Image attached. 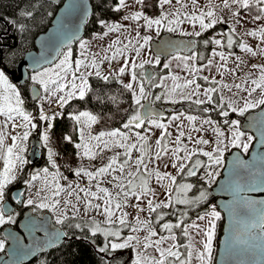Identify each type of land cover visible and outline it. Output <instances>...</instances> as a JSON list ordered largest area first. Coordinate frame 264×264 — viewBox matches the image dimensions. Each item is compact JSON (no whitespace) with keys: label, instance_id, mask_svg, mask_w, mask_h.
Masks as SVG:
<instances>
[{"label":"snow or ice","instance_id":"6c2138e0","mask_svg":"<svg viewBox=\"0 0 264 264\" xmlns=\"http://www.w3.org/2000/svg\"><path fill=\"white\" fill-rule=\"evenodd\" d=\"M137 3H142V0H136ZM159 5H171L172 0H158ZM179 7L174 13H167L161 11L160 15L156 18H149L143 11H135L130 15H125L124 20L139 21L141 18L144 20V27L151 29L153 26L157 28V35H159V28L166 27L168 32L180 31L183 35H190L199 37L208 29L213 28L217 23H224V18L217 15L216 9L219 5L214 3V0H208L205 8H201L198 4V0H191L193 11L191 13L183 12L185 7L181 0H177ZM125 5V0H118V5L113 8V11H120ZM235 6V10L231 12L233 18H235V24H241L244 17L240 16V10H250L252 8L257 9V14L252 16V21H260L264 19V0H223L224 8H231ZM81 5L73 3L70 8L77 9ZM31 16V12L25 13ZM182 17V18H181ZM207 20V22H206ZM189 22L193 25V31L187 32L181 28V25L185 22ZM98 23L107 29L103 35L107 36L109 32L119 31L123 28L118 22H107L105 20H99ZM198 23L199 31L195 30V25ZM235 24L232 25L230 31L227 34V46L233 47V38L235 33ZM139 27V25H138ZM23 26H21V29ZM127 31V29H125ZM248 36L260 37L261 42L264 43V26H260L255 30H251L245 33ZM127 39V38H126ZM152 40L150 35H140L137 30L136 36L127 39V43L122 42L119 38L113 40L105 49L104 55L99 58V54H91L88 50V42L81 39L79 41V47L81 49L80 58L72 60V50L69 47L67 51L61 53L62 58L58 57L59 62L54 63L51 68H43L42 70L35 71L31 76V80L38 84L40 88L44 90V97L42 99H48L50 97H56V104L60 108H63L73 98H79L83 100L86 94L90 90L89 77L95 76L102 79L104 82H108L112 77L110 71L108 75H103L101 70V64L104 61L109 63L117 58H122L123 63L118 68L116 75L123 76L125 74L130 75V81L123 84L124 89L128 90L132 94L133 103L136 107L133 110V114L129 116L126 123H123V129L128 131H121V129H113L110 131H101L97 135L88 133L87 139H85V128H90L92 123H95L98 117L88 111H80L78 114H70L71 118L80 125V138L81 143L76 144V148L83 149V157L95 159L99 153L104 150L111 151L112 148L123 149V153H116L111 156L103 166L97 168L95 171H90L82 167H78L74 170V174L79 176L83 174L88 178L89 185L87 187H80L78 184L73 186L68 184L66 187L62 186L59 179H67L66 177H60L59 167L56 165L53 156L54 150L48 147L50 141V130L54 127L51 122L55 116H59L60 113H54L53 116H49L41 106L39 112V119L47 123V128L40 134V139L44 142L43 146L48 151V163L52 168L57 169L54 173H49V168L44 167L36 170L30 174L29 179L24 183L29 187H36L35 182L38 180L43 181L41 187L36 188L35 199L32 196L23 203L27 205H35L33 209L44 208L51 209L56 214V223L64 224L69 219L79 220L71 225L76 229L88 227L91 235L95 237L97 234L103 235L105 243L102 247H98V251L101 253H112L131 248L134 253V257L131 264H193V260L196 264H212V252H213V240L215 236L216 221L221 218V213L216 210V206L212 205L202 214H197L196 220L191 223H162L160 227L168 232L167 236L159 235L156 229L153 227L149 219H141L137 214L136 217L130 222L128 219L129 214L124 211L126 206L134 207L137 212L145 211L141 208L140 203L146 197L147 199V211L151 216L152 213H157L156 219H161L159 210L163 208L173 207L176 204L185 205L188 207H194L199 205L203 201H206L209 193L201 189L199 195L190 197L189 191L193 189L194 185L191 183L181 182L177 183V175H181L185 172L189 177L196 176V169L200 167L205 168V176L208 183H212L215 180L216 175H219L218 169L222 166L223 154L226 148L236 146L241 148L244 152H248L249 145L253 141L251 135L246 136L245 132L241 131V122L238 119L224 120V124L228 126L230 135L226 136L225 132L221 129L219 124L211 120V118L201 120V126L196 128L193 126L189 130L187 139L193 142V147L189 149L182 141L185 137L183 130V121L180 125H177L178 134L174 141L166 140L171 135L167 131V125L160 122L157 118V114L152 106V103L142 104V100H149L150 93L146 90L144 80H138V75L143 78L145 76L142 71L147 64H160L161 53L169 49L177 48L175 42L171 40H165L156 50V54L142 58L137 62V58L142 56V50H144L149 42ZM71 43V40L68 41ZM189 44L194 41H189ZM204 45L214 44L220 46L222 44L221 39L210 37L203 41ZM239 48L246 53H250L252 56L262 55L264 56V47L257 46V50L254 51L252 47L244 42L239 43ZM111 51V55L108 53ZM132 51L134 56H128L127 53ZM231 54V53H230ZM196 53L192 55H177L172 59L179 61L176 67L186 70L191 78L185 77L183 83H178L180 77L169 73L170 79L173 81L171 87L167 89L161 95H156L154 101H159L162 98L171 99L172 103H176L177 99L172 97H178L180 100H193L197 105H202L213 102V93L221 92L219 98L220 111L219 115L227 118L229 111L232 113H239L241 116L245 114L249 109H254L264 105V65L253 64V69L259 70V76L252 79L251 73L248 74L247 80H250L248 86L242 84H234L231 87H235L238 90L247 93V96L241 97L242 102H237L234 99H225L223 95V89L227 88L231 91V87L227 84H222L221 87H208L203 90L205 99H201V85L196 83V78L201 70L192 61L197 59ZM213 55H218L221 60L226 61L223 51L217 52L213 49ZM239 59V57L237 58ZM212 64V60L208 61V65L201 67H207ZM224 65H218L217 70ZM163 67L169 69L171 62L164 63ZM141 69L138 74L136 69ZM234 72V70H232ZM223 75V73H221ZM150 86L162 87L165 86V78L159 77L161 83L156 85L151 83V76L148 77ZM205 81L209 78L203 77ZM246 80V83H247ZM137 82V83H134ZM213 83L218 84L213 78ZM70 85V87H69ZM259 90V96L253 98V93ZM63 93V94H61ZM235 95V94H234ZM41 98V97H38ZM51 103V100H49ZM24 101L21 97L20 91L17 86L9 82L8 76L5 71L0 69V161H2V168H0V202L5 200L6 190L9 185L17 180L18 175L23 171L24 166L29 162L25 156L26 147L25 142L30 136V129H35L37 125L33 123V117L31 113L25 110L23 107ZM226 104L227 110L224 105ZM210 108H203V112H210ZM183 113L174 114L171 117L172 121L181 120ZM197 117L193 115H187L186 120L193 122ZM19 121V122H18ZM149 125L150 127L144 128V133L152 131V127L161 129L160 138L156 139V151L154 156L151 154L150 145L148 144V135L141 134L137 131L134 133L135 141L131 139L132 126L140 129L143 125ZM204 125H208L212 132L215 134L214 142L204 139L203 136H199L193 140L191 135L192 131L202 132L206 131ZM9 126L12 129L23 128L21 133L11 134L8 131ZM11 140V144L7 143V140ZM64 139L71 141V137L65 136ZM92 141H96L95 145ZM227 141V144L225 143ZM174 143L175 147L171 149L172 167L177 169V175H172L170 172H161L159 167H150L155 164L162 155L167 154L168 144ZM214 143L211 151H206L201 145H209ZM261 143L264 144V131H261ZM133 150L139 153L136 159H132ZM184 155L181 156L180 153ZM197 154H202L207 157V163L204 164L198 158H195ZM81 153L78 152L77 156ZM123 156L122 161H118V157ZM148 157V159H146ZM195 158V162L186 168V163ZM241 166V171L237 173H231L236 177L234 181L230 182L236 184V191H264V166L260 168L257 165L250 164L248 161L238 160ZM167 168V165H165ZM134 168V170H133ZM118 173V174H116ZM155 176L156 181L165 189V200H156L157 193L149 187V180L152 176ZM51 176V179H49ZM111 176V180L107 177ZM95 181V191L92 190L93 182ZM167 181V183H165ZM102 183H109L112 185L115 192L109 190L108 187L101 186ZM83 193V196L81 195ZM63 194V195H62ZM74 198V199H73ZM129 198H134L137 203L129 204ZM95 201H101L97 203ZM81 205L83 206L84 215L87 216L90 212H95L97 215H103V222L97 221L94 217H89L87 221H84L80 216ZM231 216L237 219L239 223L243 224V231L238 232L233 237V242L230 245L234 255H247V254H259L264 257V199L255 200L247 196H240L238 199L234 198L232 206L229 208ZM187 215V211L183 210L180 213V220H183ZM14 217L11 214L6 216L3 204H0V225L6 222H12ZM200 222H205L203 226ZM102 225H107L104 227ZM117 225L119 227H117ZM129 228L130 233H138L144 230L147 234L144 237L139 235L129 234L126 237H121V229ZM174 229H181L180 235H182L187 243L183 245L177 243V235L173 231ZM259 229V231H254ZM60 234L57 233L58 237ZM67 235L66 233L64 234ZM200 236V240H196L195 237ZM114 238L110 240L109 238ZM156 237V239H153ZM120 240L121 242H115ZM167 247L164 245L168 242ZM197 244L200 247H197ZM243 246V247H240ZM4 248V241L0 240V250ZM153 249L156 255L148 252V249ZM111 264V261L108 262ZM123 264V262H119Z\"/></svg>","mask_w":264,"mask_h":264},{"label":"trees","instance_id":"16d2710c","mask_svg":"<svg viewBox=\"0 0 264 264\" xmlns=\"http://www.w3.org/2000/svg\"><path fill=\"white\" fill-rule=\"evenodd\" d=\"M62 1L63 0H60L58 3H53L47 0H0V60L3 66L8 69L14 68L15 64L23 56V54L34 48V40L36 36L40 32L46 30L50 25L51 20L57 9L60 7ZM117 5L118 0H92V14L86 22L85 34L81 39H89L93 37L94 34H101L105 32L106 28L98 23L99 20H105L107 22L118 21L121 17V10L113 11V8ZM140 8L142 9L141 11H143L149 18L158 17L162 10L158 0H142ZM245 11H248L252 15H254V13L257 14L256 8ZM26 12H31L32 15L28 16L25 14ZM21 26H23L22 29ZM213 31L214 28H211L203 32L201 36L195 37V41L197 43L195 53L198 54L196 63L198 65L205 64L209 58L213 44L204 45L203 41L209 39ZM79 41L65 47L62 52L70 47L72 50V59H76L78 55L77 46ZM237 44L238 42L234 38L233 47L228 50L234 52V48ZM153 70L154 77L151 79V83L156 85H158L159 77L169 73V69H165L160 65L153 66ZM136 71L138 74L140 73L139 70ZM138 78L144 80V78H141L139 75ZM196 81L205 88L218 86V84H214L213 81H205L202 76H197ZM31 83L32 82L29 81V84ZM144 84L153 101L156 95L164 93V89L162 87L150 86V81L148 83H145L144 81ZM89 85L90 90L83 100L73 98L63 108L59 107L55 113L59 112L60 115L55 116L51 121L54 124V127L50 130L52 149L55 153L53 158L60 162L61 172L70 178L74 177V167L79 162V156H77L78 148H76L75 145L80 143L79 125L71 118L70 114H78L80 111H88L96 115L98 119L95 123L91 124L90 128L93 134L117 128L121 129V131H127V129H123L122 125L127 122L129 116L133 114V110L136 107L133 103L131 92L124 89L123 83H121L115 76H112L108 82H104L102 79L93 75L89 77ZM19 91L24 101L23 107L26 111L35 116L33 118L35 124L37 125L35 132L40 135V133L45 131L47 123L39 119L36 101L31 99L28 94L27 86L24 85L22 88H19ZM212 95V103L206 102L205 104L197 105L194 103V100H182L172 105L175 108V112L180 111L188 115L208 116L222 122V124L225 125L223 119H227L228 117L225 118L219 115V92L217 91ZM161 103V100L154 102V104L158 106H161ZM205 107L210 108L211 111L208 113L203 112V108ZM172 112L173 111H168L167 117H169ZM247 112H245V114ZM245 114L243 115V118ZM51 116H53V114ZM238 117L242 119L241 115H238ZM165 119L166 117L162 118V120ZM132 129L140 130L135 128V125L132 126ZM65 136L71 137V141L64 139ZM41 150L40 160L34 166L40 168L48 167L49 170H53L54 168H52L48 163L47 150L44 147ZM199 156L204 164H206L207 158L202 154H199ZM121 158L124 157L121 155ZM199 170L200 169H197L196 176L189 177L185 174V172L177 176V183L186 181L194 185L193 189H191L188 193L192 196L193 193H197L196 196L199 195V191L201 189H204L209 193L210 185L199 177ZM27 171L28 163L25 165L20 179L14 181L8 186L5 199L9 198L10 189L15 183L19 182L23 184ZM211 201L212 199L210 195H208L206 201H203L194 207L176 204L173 207L163 208L159 210L161 219L157 220V213H152L150 221L156 229H161L160 225L162 222H179L183 225L184 223L190 222L197 216V214H202L208 210V205ZM33 208H35V205ZM183 210L187 211V215L183 220H180V213ZM35 211H38V208H36ZM13 217L14 220L11 224L14 228H17L18 224L16 217ZM82 219L87 221L89 218L82 217ZM95 219L100 221L98 218ZM77 222L81 221L69 219L64 224H60L67 234L65 241L43 254L38 255L33 261L27 264H108L109 261H111V264H119L121 261L123 264H131L134 257V253L131 248L116 251L111 255L108 253H101L97 249L98 247H102L105 243L103 235L97 234L93 237L88 227H83L81 229L71 227L72 224ZM102 226L107 227V225ZM117 227L119 226L117 225ZM222 227L223 219L221 216L216 225V240H218V237L221 234ZM127 229L128 228L121 229V237H125V231ZM173 231L177 235V243L181 245L187 243L186 239L180 235L181 229H174ZM165 232L168 233L166 230ZM1 239H3V237L0 231V240ZM109 239L112 240L114 238L110 237Z\"/></svg>","mask_w":264,"mask_h":264},{"label":"rangeland","instance_id":"374dc122","mask_svg":"<svg viewBox=\"0 0 264 264\" xmlns=\"http://www.w3.org/2000/svg\"><path fill=\"white\" fill-rule=\"evenodd\" d=\"M181 3H183L185 5V7L182 9V13L183 12L191 13L193 11L191 0H181ZM207 3H208V0H198V4H199V6L201 8H205ZM214 3L216 5H219V7L216 9L217 15L222 16L224 18L225 22L224 23H217V24H215L213 26L214 31L211 34V37H214L216 39H221L222 40V44L220 46H217V45L213 44V48H212L211 53L209 55V58H208V60H207V62L205 64L198 65L196 63V60L192 61L191 63H194L197 67L201 68L198 76H202V77L207 76L209 78L208 80L213 81V78H214L216 82H219L217 88L221 87L222 84H227L230 87L232 85H234V84H242V85L248 86V84H250V80H247L249 73H251V78L252 79H254V78L259 76V70L258 69H253L252 65L253 64L264 65V56L259 55V54L256 55V56H252L250 53H246L243 50H241L238 45H239L240 42H244V43L248 44L250 47H252L254 51L257 50V46L258 45L260 47H264V43L261 42V38L260 37H252V36H248V35L245 34L248 31L255 30V29H257L260 26H264V19H262L260 21H252V16L256 15V13H254V15H252L248 11H245V10L241 11L240 10V16L244 17V19L242 20L241 24H235V18H233L232 15H231V12L235 10V6H232L231 8H224L223 7V0H214ZM125 5L126 6H124V7H122L120 9L121 10V17L118 19V21H116V22L120 23L121 25H123V28H121L119 31L109 32L107 36H105V35H103V33H101V34H94L93 37H91L89 39H83V40L88 42L89 53H91V54H99L98 57H97L98 60H99L100 57H102L104 55L103 49H105L113 40H115L117 38H119L122 42L127 43V39H131V38L135 37L136 36V32L138 30L140 32L141 36L150 35L152 37V40H153V39L157 38L161 33L167 31L166 27H161L158 30L159 31V35H157V28L155 26H153V28H151V29H148V28L144 27L143 18H141L139 21L122 19L125 15H130L132 12L141 11L142 10L140 8V3H137L136 0H125ZM178 7H179V5L177 4V0H172V4L171 5H163V6H161V8H162L161 11L167 12V13H174ZM206 22H207V20H206ZM109 23H111V22H109ZM233 24H235V33H236L234 35V38L237 40L238 44L234 48L235 51L231 52L229 50L232 49V48H228V46H227V34L230 31V28L232 27ZM138 25H139V27H138ZM217 26H220V28L216 29ZM181 28L184 29L187 32H192L193 31V25L190 24L187 21H185L181 25ZM125 29H127V31H125ZM195 30L196 31L200 30L198 23L195 25ZM106 31H107V29L105 30V32ZM171 33H173L175 35H183V34H181L180 31L171 32ZM234 38H233V41H234ZM151 41L149 42V45L144 50H142V56L137 58V62H139V60L142 59V58H148V57L154 55L152 50H151V47H150ZM225 46H226V48H225ZM213 49H216L217 52L223 51L225 56H227V60L223 61V60H221V58L218 55H213ZM65 51H67V50H65ZM77 51H78L77 58H80L81 49L79 47V44L77 46ZM193 53H195V52H193ZM192 54H189V56L192 55ZM108 55L109 56L111 55V51H109ZM127 55L131 57V56H134L135 53L132 52V51H129L127 53ZM175 55H177V53L169 56L165 60L161 59V63L160 64H154V63L147 64V65L144 66L142 71H144V69L146 67H148V66H151L153 68V66L160 65V66L163 67L164 63H167V62L170 61L171 62V67L169 68V73L171 72L172 74L179 76L181 79H180V81H178V83H183V80H184L185 77L191 78V76L186 70H182L181 68H177L176 67V65H177V63H179V61H177L175 59H172V57L175 56ZM179 55L183 56L184 54H179ZM238 57H239V59H237ZM60 58H62V56H60ZM72 60L74 61L75 59H72ZM209 60H212V64L210 66L201 67V66H204V65H208V61ZM58 62H59V60H57L55 63H58ZM122 63H123L122 58L114 59L110 63L108 61H104L101 64L102 74L103 75H108L109 72L111 71L112 72V76L117 77L121 83H123V84L128 83L130 81V75L129 74H125L123 76H117L116 75V72H117L118 68L122 65ZM218 65H224V66L221 67L219 69V71H218L217 70V66ZM52 66H53V64L52 65H48V66H46L44 68H51ZM42 69L43 68H41L40 70H42ZM136 70H139L141 72V69H139V68L136 69ZM232 70H234V72ZM34 73H35V71L30 73V80H31V76ZM169 73L161 76V77L165 78V86H162V88L164 89V92H166L167 89L169 87H171L172 84H173V81L169 77ZM221 73H223V75H221ZM139 80L140 79L138 78L137 82H139ZM246 80H247V83H246ZM9 82L13 84V82L10 79H9ZM31 82H32V84H36L32 80H31ZM137 82H134V83H137ZM160 83H161V81L159 79L158 85ZM196 83H197V81H196ZM36 85L40 88V86L38 84H36ZM69 87H70V85H69ZM17 89H18V87H17ZM204 89H205V87L201 86V89H200V92H201V97L200 98L201 99H205V97L203 95V90ZM61 94H63V93H61ZM219 95H221V92H219ZM223 95H224L226 100L228 98H231V99L236 100L237 102H242L241 101V97L247 96V93L244 92V91L238 90L235 87H231V91H229L227 88H224L223 89ZM258 96H259V90H257L256 93H253V98H257ZM39 97H41V98H37V100H35L36 104H37L38 116H39V112H40L41 106L43 107L44 111L49 116L54 114L56 112V110L59 108V105L56 104V97H50L48 99H42V97H44V90L42 88H40ZM172 99H177V102L182 101L178 97H172ZM49 100H51V103H49ZM193 100H195V97H193ZM147 101H150L151 103L153 102L152 98L150 97L149 100H142L141 103L143 104V103H145ZM161 101H162V103L174 104V103L171 102V99H169L167 97L162 98ZM225 110H227L226 104H225ZM249 110H252V109H249ZM179 113H183V112H180V111H176L175 112L174 111V112H172L169 115V117H166L165 120H161V119H159V120H160V122H162V123H164V124H166L168 126L167 127V131L169 133H171V135L166 138V140H168V141H174L175 140V137L178 134V130H177L176 126L180 125L181 121H183V130L185 132V137L182 138V141H183V143L185 145H187V147L189 149H191L193 147V142L189 141L187 139V136L189 134V130L193 126H195L196 128H199L201 126V120L208 119V118H211V117L193 115V116L197 117V119L195 121H193V122H189V121L186 120V116L188 114H184L183 113V116L181 117V120L172 121L171 117L174 114H179ZM31 115H32L33 118L35 117L33 114H31ZM238 115H240V114L239 113H232V112L229 111V115H228L227 119L229 121H231L232 119H238L240 121L241 119L238 117ZM2 119H3V117H0V120H2ZM211 120L214 121L215 123L219 124L221 129L225 132L226 136L230 135L227 125H223V124L217 122L216 120H214L213 118H211ZM224 120L225 119H223V122H224ZM33 123H35L34 120H33ZM148 127H150V126L145 124V125L142 126V128H140V130L132 129V134H130V135H131V139L133 141H135L134 133L137 132V131L141 132V134L148 135V137H149L148 144L150 145L151 154H152V156H154L156 148H157L156 143H155L156 139L160 138L161 131H163V130L156 129V128L152 127V131L151 132L144 133L143 129L144 128H148ZM79 128H80V125H79ZM90 128H85L84 129L85 139H87V136H88L89 132L92 135H97V134H93L91 132ZM45 129H46V127H45ZM204 129H206V131H202V132L192 131L191 135L193 137V140L195 138L199 137V136H203L204 139H208L209 141L214 142L215 134L212 132L211 128L208 125H204ZM34 130L35 129H30V134ZM8 131L11 134H16L17 132L22 134L24 129L23 128L12 129L11 126H9ZM127 131H125V132H127ZM241 131L245 132V138H246V136L251 135L253 137V140H254V136L250 132L244 131L242 128H241ZM38 140L40 141V144H41V146L43 148L44 147L43 146L44 142L40 139V135L38 136ZM27 141L25 142L26 150H27ZM7 143L11 144V140L8 139ZM80 143H81V138H80ZM96 143H97L96 141H92L93 145H95ZM225 143L227 144V141H225ZM252 143H253V141H252ZM251 144L249 145V148H250ZM213 146H214V143H210L209 145H201L200 147H202L206 151H211V148ZM48 147L52 148L51 139L48 142ZM173 147H175V144L174 143H169L168 144V152H167V154L162 155V157L158 161H156L155 164L150 165V167L158 166L159 170L161 172L167 171V172H170L172 175H177V169L172 167L171 149ZM44 148L47 150L46 147H44ZM233 148H236V146L229 145L226 148L224 154L226 152H228L229 150L233 149ZM237 148H239V147H237ZM239 149H241V148H239ZM241 151L244 152L242 149H241ZM78 152H80L81 155L79 156V162L74 167V169H76L78 167H82V168L90 170V171H95L97 168L103 166L104 164H107V162H108V160H109V158L111 156L115 155L118 152L119 153H123V149L112 148L111 151L104 150L102 153H99L96 156L95 159H90V158L83 157V155H82L83 149L82 148L78 149ZM244 153H247V152H244ZM47 154H48V151H47ZM224 154H223V157H224ZM180 155L183 156L184 153L181 152ZM138 156H139V153L136 150H133L132 159L134 160ZM223 157H222V160H223L222 166H220L218 169H216V171H218V173H220V170L222 169L223 164H224ZM195 158H198V159H200L202 161V159L199 156V154H197V156ZM195 158L193 159V161L192 160L188 161L186 163V166L190 167L195 162ZM123 159L124 158H121V156L118 157V161H122ZM146 159H148V157H146ZM55 163L59 167L60 177H66L61 172L60 162L55 160ZM206 163H207V160H206ZM165 165H167V168L165 167ZM0 168H2V161H0ZM28 168H30V169L26 172L24 181L29 179L31 173H33L36 170L42 169V168L36 167V166H32L31 167L30 165H28ZM198 169H200L198 171L199 177L201 179L205 180L208 183L207 177L205 176V168L202 166V167H200ZM133 170H134V168H133ZM56 171H57V169L54 168L53 170H49V173L51 174V173H54ZM196 171H197V169H196ZM21 173L18 175L17 180L20 179ZM116 174H118V173H116ZM185 174H186V170H185ZM218 176L219 175H216L215 180L218 178ZM66 178L67 179H62V178L59 179V182H60V184L62 186L66 187L68 184H72L73 186H75V185L78 184L80 187H87L89 185L88 178L86 176H84L83 174H80L79 176L74 175L73 178H70V177H66ZM49 179H51V176H49ZM107 179L111 180V176H108ZM215 180L212 183H208V184L209 185L213 184L215 182ZM85 183H87L88 185H86ZM94 183H95V181L93 182V184ZM165 183H167V181H165ZM23 184H24L23 186L25 188L24 201H26L29 198V196H32L34 199L36 198L35 197L36 188L37 187H41L42 184H43V181H41V180L36 181L35 182L36 187H31V188L29 187V185L25 184L24 182H23ZM104 184H105L104 187H108L110 191L115 192V189H113L111 184H109V183H104ZM149 187H151L157 193V196H156V200L157 201L166 199L165 189L160 184L157 183L156 178H155L154 175L149 180ZM92 190L95 191V185H92ZM196 194L197 193H193V196H196ZM81 195L83 196V193H81ZM188 195L190 197H193L191 194H188ZM148 198H150V197H146L143 200V202L140 203L141 208L145 209V211H143V212H139L138 213L136 208L130 207V206H126L124 208V211H126L129 214L128 219H129L130 222L134 219V217L137 216V214L140 216L141 219H149L150 220V215H149V213L147 211V199ZM95 202L102 203L101 201H95ZM1 203L2 202H0V204ZM135 203H137V201H135L134 198H129V204L130 205L131 204H135ZM23 204L26 207L34 206V205H27L25 203H23ZM212 205L215 206V204L211 203L209 205V207L212 206ZM209 207H208V209H209ZM216 210L219 211L217 207H216ZM48 211L52 214L53 219L56 222V214L51 209H49ZM80 216L86 217V218H89V217L98 218L102 222L104 220V216L103 215H97L95 212H90L87 216H85L84 212H83V206L82 205H81ZM193 220H196V217L193 218L188 223H191ZM217 222L218 221H216V225H217ZM162 223H164V222H162ZM200 223L203 226V224L205 222H200ZM216 230H217V228L215 229V236H214V240H213L212 264H214V259H215V255H216V251H217V245H218V240H216ZM156 231H157V233L159 235H164V236L168 235V233H166L165 230L163 232L162 228L161 229H156ZM129 234L139 235L142 238L147 233L144 230H141L138 233H130V229L128 228L125 231V237L128 236ZM153 239H156V237H154ZM195 239L196 240H200L201 237L200 236H196ZM115 242H121V241L120 240H115ZM170 243H172V241H168L164 246L167 247L168 244H170ZM197 247H200V245L197 244ZM2 250H0V252ZM148 252L153 254V255H156L154 250L151 249V248L148 249ZM193 264H196L195 260H193Z\"/></svg>","mask_w":264,"mask_h":264},{"label":"water","instance_id":"95a60500","mask_svg":"<svg viewBox=\"0 0 264 264\" xmlns=\"http://www.w3.org/2000/svg\"><path fill=\"white\" fill-rule=\"evenodd\" d=\"M58 3L60 0H47ZM78 3L80 8L72 9L70 5ZM92 14V0H63L60 7L55 12L50 25L46 30L40 32L34 40V48L26 51L17 61L13 69L3 70L10 77V80L17 86H23L29 80L30 73L38 71L48 65H52L59 57L63 48L78 42L85 34L86 22ZM220 28V26H218ZM71 40L69 44L68 41ZM165 40L175 42L177 48L169 49L161 53V59L165 60L175 53L184 55L192 54L197 43L193 36L173 35L169 32L162 33L150 43L153 54ZM189 41L194 43L189 44ZM0 66L1 60H0ZM145 83L149 82L148 77L154 76V70L148 66L144 69ZM29 94L33 100H37L40 89L33 84L29 88ZM151 103L147 101L143 104ZM157 118L165 117L168 109L174 106L168 104L158 106L152 104ZM241 128L250 132L254 136L253 143L247 153H243L238 148H233L227 154L225 165L221 176L210 188V195L216 200V205L223 215V227L218 238V246L214 264H264V257L259 254L234 255L230 249L233 237L236 233L243 231V224L230 215L229 208L232 206L234 198L247 196L251 199H264V191H236V184L230 182L236 179L231 173L241 171L238 160L248 161L257 165L258 168L264 166V144L261 143V131H264V105L248 111L242 121ZM28 160L34 165L40 160V142L38 135L30 140V151ZM23 188H16L12 192V198L17 202L23 201L21 193ZM5 214H11L14 206L9 200L3 201ZM254 231H259L255 229ZM1 233L7 241L6 247L0 253V264H27L33 261L38 255L62 244L67 235L62 227L56 224L50 212H44L41 216L34 213L32 207H27L20 219L18 228L10 224H5L1 228ZM60 235L57 237L56 234ZM243 247V246H240Z\"/></svg>","mask_w":264,"mask_h":264},{"label":"flooded vegetation","instance_id":"af4514ba","mask_svg":"<svg viewBox=\"0 0 264 264\" xmlns=\"http://www.w3.org/2000/svg\"><path fill=\"white\" fill-rule=\"evenodd\" d=\"M0 69H2L3 70V65L0 67ZM32 85V84H31ZM23 87V86H22ZM29 94V93H28ZM162 104H164V103H161L160 105H162ZM215 120V119H214ZM217 122H219L218 120H216ZM242 121H243V116H242V119L240 120V122H241V124H242ZM219 123H221L222 124V122H219ZM34 134H36V132L35 131H33L32 133H31V135H34ZM250 149V148H249ZM241 150V149H240ZM231 150H229L228 152H226L225 154H224V157H223V159H224V164H223V167H222V169L220 170V173H219V176H218V178L221 176V174H222V170H223V168H224V165H225V160H226V156H227V154L230 152ZM249 151V150H248ZM27 154H28V148H27V150H26V153H25V156H26V158H27ZM40 157H41V154H40ZM30 168H28V170H29ZM217 178V179H218ZM217 179L215 180V182L217 181ZM215 182L213 183V184H211L210 185V188L215 184ZM186 183H188V182H186ZM24 184H21V183H15L14 184V186L10 189V193H9V198L8 199H5V200H9L12 204H13V206H14V209H13V212H12V216H15L16 217V221H17V224H18V220L20 219V217H21V215H22V213H23V211L27 208L24 204H23V202H17L16 200H14L13 198H12V192H13V190L14 189H16V188H24V186H23ZM210 188H209V191H210ZM24 190H25V188H24ZM21 195L22 196H24V192L23 193H21ZM209 195H210V192H209ZM210 197H211V195H210ZM211 199H212V201L209 203V205L211 204V203H213V204H215V206L217 207V205H216V200L213 198V197H211ZM23 200H24V198H23ZM209 205H208V207H209ZM33 208V207H32ZM218 208V207H217ZM34 209V208H33ZM49 209H44V208H38V211H34V213L35 214H37V215H39V216H41V214H43L44 212H47ZM219 210V209H218ZM220 211V210H219ZM221 213V212H220ZM6 223H10L11 224V222H6ZM5 224V223H4ZM1 240H3L4 241V248H3V250L2 251H4V249H5V246H6V241L4 240V239H1Z\"/></svg>","mask_w":264,"mask_h":264}]
</instances>
